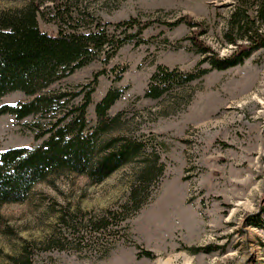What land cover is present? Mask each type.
<instances>
[{
	"label": "rangeland",
	"instance_id": "rangeland-1",
	"mask_svg": "<svg viewBox=\"0 0 264 264\" xmlns=\"http://www.w3.org/2000/svg\"><path fill=\"white\" fill-rule=\"evenodd\" d=\"M236 1L36 0L42 14L38 27L48 34L61 28L86 32L130 18L158 22L143 32L146 44H126L109 60L91 96L87 120L94 126V106L110 87L122 90L108 114H122L124 126L101 140L143 136L164 171L136 214L122 223V215L111 216L106 232L99 233L84 222L106 211L119 212L117 204L128 197L140 162L100 184L66 173L36 185L24 203L0 208V264H11L23 248H28L31 264H264V49L240 66L212 71L161 99L143 97L159 65L183 73L209 68L205 63L199 66V49L187 39L191 29L165 24L182 17L202 23L206 34L201 43L218 57H227L233 48L225 45L222 33ZM26 5L3 0L0 11ZM107 29L110 36H122L113 27ZM103 59L104 55L51 91L73 92L86 86L103 68ZM123 66L126 71L113 84L116 69ZM26 100L14 92L2 98L0 106ZM32 121L1 116L0 151L39 146L43 139L34 141L27 128ZM250 216H260L261 227L246 226ZM137 246L153 257L137 258ZM193 247L215 250L193 255L184 249Z\"/></svg>",
	"mask_w": 264,
	"mask_h": 264
},
{
	"label": "trees",
	"instance_id": "trees-1",
	"mask_svg": "<svg viewBox=\"0 0 264 264\" xmlns=\"http://www.w3.org/2000/svg\"><path fill=\"white\" fill-rule=\"evenodd\" d=\"M6 1H26L27 5L0 11V100L14 92L22 93L28 100L1 105L0 117L10 115L16 121L33 118L27 128L33 133L34 141H43L31 149L15 147L0 151V208L24 203L36 185L52 177L74 173L87 177L93 184H100L118 170L138 161L141 167L129 188L128 197L117 204L119 212L106 211L101 217L89 216L84 222L92 227L94 233L106 232L111 216L122 215L121 223L125 222L147 203L150 190L162 177L164 167L158 164L156 150L148 148L143 136L135 138L125 134L101 140L123 125L122 114L114 117L108 114L120 100L122 90L110 87L95 104L94 126H89L87 110L98 78L107 73L105 67L109 60L126 44H146L148 41L142 39L143 32L158 22H140L137 18H130L115 25H96L86 32L61 28L56 34H48L38 27V17L42 14L36 0ZM181 24L191 29L187 39L199 49L198 54L202 57L199 66L205 63L209 68L183 73L159 65L149 79L143 95L145 99H161L212 71L240 66L254 52L264 49V0L236 1L222 33L225 45L233 48L227 57H218L201 43V36L206 34L202 23L182 17L165 25L173 29ZM108 27L121 31L122 36H110ZM103 55V68L93 74L89 84L73 92L51 91L53 85ZM125 71V66L116 69L113 84L121 80ZM259 217H247L245 225L256 229L261 227ZM136 249L139 250L137 258L153 257L151 252L141 250L139 246ZM184 249L193 255L210 254L215 250L211 247ZM28 251V248H23L20 257L11 258V264H31ZM108 251L109 248L106 249Z\"/></svg>",
	"mask_w": 264,
	"mask_h": 264
},
{
	"label": "bare ground",
	"instance_id": "bare-ground-1",
	"mask_svg": "<svg viewBox=\"0 0 264 264\" xmlns=\"http://www.w3.org/2000/svg\"><path fill=\"white\" fill-rule=\"evenodd\" d=\"M169 262V261H168ZM168 262H165V263H163V264H167Z\"/></svg>",
	"mask_w": 264,
	"mask_h": 264
}]
</instances>
